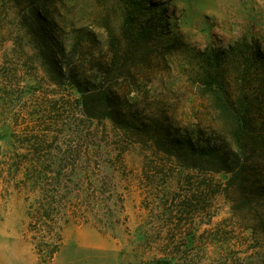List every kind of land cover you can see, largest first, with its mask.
Segmentation results:
<instances>
[{"label":"trees","instance_id":"1","mask_svg":"<svg viewBox=\"0 0 264 264\" xmlns=\"http://www.w3.org/2000/svg\"><path fill=\"white\" fill-rule=\"evenodd\" d=\"M121 1L118 31L105 26V49L84 28L62 35L44 6L30 10L37 64L44 85L54 86L42 93L45 99L36 97L39 68L24 74L30 82L21 84L20 71L0 57V138L9 137L0 147V193L23 198V234L39 262L59 252L64 226L101 223L92 172L98 164L89 150L97 146L92 121L108 120L183 166L227 174L233 207L246 210L247 229L258 228L264 238V52L258 41L243 36L224 49L196 53V93L212 125L181 127L139 96L145 72L177 47L168 8L160 0ZM85 120L90 125L80 130Z\"/></svg>","mask_w":264,"mask_h":264},{"label":"rangeland","instance_id":"2","mask_svg":"<svg viewBox=\"0 0 264 264\" xmlns=\"http://www.w3.org/2000/svg\"><path fill=\"white\" fill-rule=\"evenodd\" d=\"M160 1L174 24L177 47L145 72L139 96L175 124L205 130L212 124L207 104L196 93V53L224 49L243 36L257 40L264 52V0ZM39 6L62 35L84 28L105 49V26L118 31L122 1L35 0L29 5L0 0V57L20 71L21 84L30 82L26 73L39 68L36 97L41 100L54 86L43 83L28 33L30 10ZM88 125L85 120L78 127ZM90 126L97 138L89 150L98 164L92 172L103 203L101 223L64 226L59 252L44 264H264V238L258 228L247 229L249 213L233 207L225 191L227 174L183 166L108 120ZM8 138H0V147ZM25 213L21 196L0 193V264H43L23 234Z\"/></svg>","mask_w":264,"mask_h":264}]
</instances>
